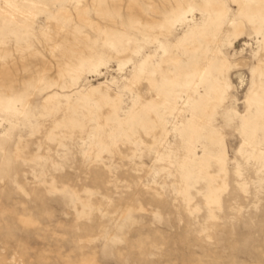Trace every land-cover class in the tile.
Instances as JSON below:
<instances>
[{
	"label": "rangeland",
	"instance_id": "1",
	"mask_svg": "<svg viewBox=\"0 0 264 264\" xmlns=\"http://www.w3.org/2000/svg\"><path fill=\"white\" fill-rule=\"evenodd\" d=\"M0 264H264V0H0Z\"/></svg>",
	"mask_w": 264,
	"mask_h": 264
}]
</instances>
